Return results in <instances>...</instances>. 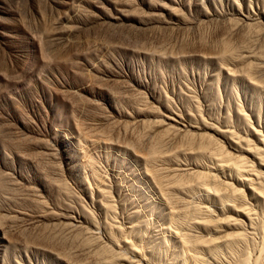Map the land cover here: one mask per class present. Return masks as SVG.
<instances>
[{
  "label": "rangeland",
  "instance_id": "1",
  "mask_svg": "<svg viewBox=\"0 0 264 264\" xmlns=\"http://www.w3.org/2000/svg\"><path fill=\"white\" fill-rule=\"evenodd\" d=\"M0 264H264V0H0Z\"/></svg>",
  "mask_w": 264,
  "mask_h": 264
}]
</instances>
